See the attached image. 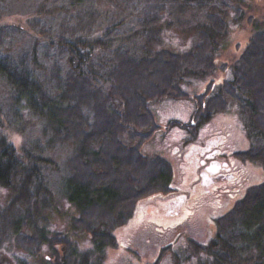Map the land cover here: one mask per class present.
<instances>
[{
  "label": "trees",
  "instance_id": "16d2710c",
  "mask_svg": "<svg viewBox=\"0 0 264 264\" xmlns=\"http://www.w3.org/2000/svg\"><path fill=\"white\" fill-rule=\"evenodd\" d=\"M56 1L69 9L81 0ZM46 3L31 10L25 24L0 23V123L23 136L35 132L19 148L0 133V186L12 188L0 206V264H29L42 244L52 256L42 264H102L106 249L117 245L114 230L132 216L135 201L173 189L169 161L140 149L160 126L150 102L191 97L186 125L193 126L194 135L199 124L233 103L249 142L233 153L264 170V12L244 16V0H142L143 13L154 10L152 20L168 21L167 27L175 23L172 7L206 12L204 21L192 24L197 32L192 46L173 52L149 45L158 38L146 21L123 31L118 26L129 20L111 22L102 31L112 35L108 42L104 34L89 42L76 33L93 14L79 17L89 21L79 27L56 26L57 32L39 19L48 14ZM7 4L0 0V18L24 12L22 6L8 11ZM229 12L235 21L247 18L250 35L238 55L222 63L224 76L217 83L210 79L208 90L190 96L181 84L215 71L217 38L226 30ZM190 21L178 24L190 28ZM137 35L144 36L136 46L139 52L121 44ZM134 138L137 142H128ZM60 147L65 154L56 162L53 150ZM41 167L58 175V188L77 211L72 230L89 235L86 248L44 224L40 211L49 205L51 191ZM212 220L215 232L208 242L189 238L193 249L204 252L211 264H264V179L249 185ZM176 246L170 254L173 264H184L190 258L187 246Z\"/></svg>",
  "mask_w": 264,
  "mask_h": 264
},
{
  "label": "rangeland",
  "instance_id": "374dc122",
  "mask_svg": "<svg viewBox=\"0 0 264 264\" xmlns=\"http://www.w3.org/2000/svg\"><path fill=\"white\" fill-rule=\"evenodd\" d=\"M45 1L49 2L45 7L48 14H42L39 19L54 30H57L56 26L66 23H77V27H79L83 25L84 21H87L79 17L93 14V17L89 18L90 22L87 21L88 25H83L76 31L79 36L87 37L90 42L97 40V36H102L104 34L102 31L111 22H117L119 19L129 21H119L122 24L118 26L117 31L138 26L139 23L141 25V22L146 21V28L154 32L158 38L156 41H149V45L173 52L186 51L192 46L197 35L192 24L204 21L206 13L204 10L182 13L172 7L170 15L175 23L167 27L166 22L168 21L152 20L154 10L149 9L143 13L142 0H81L69 9L64 8L65 2ZM244 1L246 2L244 16L251 14L254 17H259L264 12V0ZM41 2L42 0H4V4L8 3V11L12 7L22 6L24 9L19 11L24 12L4 15L0 18V23L25 24L26 19L32 16L31 10ZM225 19L227 20L226 30L217 38L219 42L215 58L218 66L215 71L204 76H192L181 84L182 90L190 96L208 90L210 79L213 78L217 83L224 76L222 63L231 62L250 35L247 18L235 21L229 12ZM188 20L192 21H190V28L179 25L180 23L186 25ZM108 28H111V24ZM156 28H158L157 31ZM59 30L60 28L57 32ZM104 35L108 42L112 35ZM142 39H144L143 35H137L126 41L122 40L121 44H124L132 52H139L136 46ZM50 51L52 52L51 49ZM55 55H59V53L56 52ZM0 98V102H2L4 97L1 95ZM191 100L189 97L163 99L149 103V110L153 113L154 122L160 126L141 145L140 149L143 153L160 154L169 161L173 189L169 192H153L135 201L132 216L124 225L114 230L117 245L106 249L102 264H152L157 259L158 264H173L170 254L176 245L178 248L187 246L186 252H189L190 258L183 261L184 264H211L204 252H199L190 246L189 238L199 243L208 242L215 232L212 218L227 211L234 201L245 193L249 185L264 179V170L260 164L244 161L233 153L245 150L249 145L235 105L230 103L225 111L214 113L210 119L197 126L194 135L193 126L186 125L193 108ZM1 105H5V103ZM0 122H3V119L0 118ZM0 133L16 148H19L22 140H33L32 136H35L34 131L23 136L15 127L6 125L5 122L0 123ZM214 136H216L215 147L218 149L217 157L225 161V166L221 170L225 175L218 176L206 183L199 175L201 166L194 163L197 155V151L194 149ZM135 139H130L128 142L133 143ZM64 154V147L53 150L56 162L62 160ZM41 169V172L48 175L51 191L49 205L40 211L41 215L45 216L44 224L50 230L68 233V236L78 242L77 245L81 249L86 248L90 243L89 235L83 230H72L71 217L77 215V211L74 206L67 203L61 189L58 188L56 184L58 175L54 171L49 172V168L41 167ZM11 195L12 188L0 186V206L7 203ZM6 244L10 249V244L5 242ZM11 248L16 251L14 246ZM37 252L35 256H31V259L36 262L31 260L29 264L33 262L38 264L39 261L42 264V260L46 262L52 258L50 249L45 244L40 245ZM180 255L184 257L182 251ZM7 261L11 262L8 259Z\"/></svg>",
  "mask_w": 264,
  "mask_h": 264
},
{
  "label": "flooded vegetation",
  "instance_id": "af4514ba",
  "mask_svg": "<svg viewBox=\"0 0 264 264\" xmlns=\"http://www.w3.org/2000/svg\"><path fill=\"white\" fill-rule=\"evenodd\" d=\"M216 146V136L207 140L204 144L196 147L194 151H197L194 163L201 166L199 175L206 183L217 178L218 176H224L225 174L221 170L225 166V161L220 160L218 155V149ZM205 183V184H206Z\"/></svg>",
  "mask_w": 264,
  "mask_h": 264
}]
</instances>
